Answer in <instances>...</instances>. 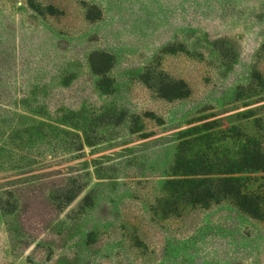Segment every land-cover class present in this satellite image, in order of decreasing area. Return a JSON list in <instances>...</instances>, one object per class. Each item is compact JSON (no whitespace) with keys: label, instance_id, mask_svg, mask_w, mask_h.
Masks as SVG:
<instances>
[{"label":"rangeland","instance_id":"374dc122","mask_svg":"<svg viewBox=\"0 0 264 264\" xmlns=\"http://www.w3.org/2000/svg\"><path fill=\"white\" fill-rule=\"evenodd\" d=\"M35 4L0 0V264H264V219L167 185L184 140L264 151V0Z\"/></svg>","mask_w":264,"mask_h":264},{"label":"trees","instance_id":"16d2710c","mask_svg":"<svg viewBox=\"0 0 264 264\" xmlns=\"http://www.w3.org/2000/svg\"><path fill=\"white\" fill-rule=\"evenodd\" d=\"M27 1L31 7H37L36 0ZM37 8L35 9L38 10ZM97 57L103 60L96 64L93 59V71L101 76L99 86L110 92L111 79L108 71L113 60L106 53L94 56ZM187 142L189 141L184 140L180 144V153L173 171L179 178L167 181L169 192L194 204L210 205L231 199L240 211L253 218L264 219V188L249 189V177L245 175L264 170V151L260 144L247 137L240 144L237 154L224 153L209 157L201 151L189 156L188 148L183 147ZM58 191L65 195L59 202V208L74 200L79 192L65 186Z\"/></svg>","mask_w":264,"mask_h":264}]
</instances>
